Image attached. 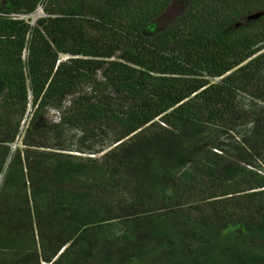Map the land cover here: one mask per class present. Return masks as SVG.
<instances>
[{"label":"trees","instance_id":"obj_1","mask_svg":"<svg viewBox=\"0 0 264 264\" xmlns=\"http://www.w3.org/2000/svg\"><path fill=\"white\" fill-rule=\"evenodd\" d=\"M0 264H264V0H0Z\"/></svg>","mask_w":264,"mask_h":264},{"label":"built area","instance_id":"obj_2","mask_svg":"<svg viewBox=\"0 0 264 264\" xmlns=\"http://www.w3.org/2000/svg\"><path fill=\"white\" fill-rule=\"evenodd\" d=\"M42 13H43V10L40 8L39 11H38V13H37V15L39 16V15H41Z\"/></svg>","mask_w":264,"mask_h":264}]
</instances>
